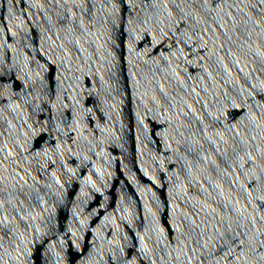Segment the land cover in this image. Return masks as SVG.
<instances>
[{"label":"water","instance_id":"1","mask_svg":"<svg viewBox=\"0 0 264 264\" xmlns=\"http://www.w3.org/2000/svg\"><path fill=\"white\" fill-rule=\"evenodd\" d=\"M0 264H264V0H0Z\"/></svg>","mask_w":264,"mask_h":264}]
</instances>
